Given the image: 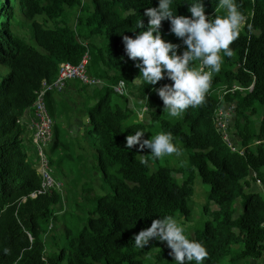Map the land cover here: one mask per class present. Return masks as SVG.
Listing matches in <instances>:
<instances>
[{
  "label": "trees",
  "instance_id": "trees-1",
  "mask_svg": "<svg viewBox=\"0 0 264 264\" xmlns=\"http://www.w3.org/2000/svg\"><path fill=\"white\" fill-rule=\"evenodd\" d=\"M16 1L29 22H22L20 27H27L30 40L40 50L13 33ZM85 1L0 0V66L8 69L0 80V264H60L63 260L67 264H141L144 254L158 243L154 239L138 249L132 236L150 227L154 219L167 215L175 218L176 214L188 218V201L193 195L189 181L177 184L170 168L150 171L149 163L140 164V155H149V149L140 152L139 145L125 148L126 136L138 130L146 134V128L153 125L159 132H170L173 141L190 152L189 164L209 186L208 200L219 207L217 222H205L201 231L189 237L205 246L208 257L203 264H221L239 244L240 249L229 259L231 263L262 259L264 264V0H236L251 31L245 27L231 45L234 54L224 57L220 72L213 75L206 102L189 108L181 118L164 113L163 102L154 91L170 85V80L165 78L155 86L133 83L139 70L126 56L122 43V36L135 38L139 33L135 28L138 21H143L146 30L144 10L158 7V0H87L90 6ZM193 2L172 0V10L190 18L188 5ZM202 2L210 19L225 14L217 11L219 0ZM73 9L81 14L76 16L74 27H69L65 24L66 11ZM45 22L53 23V28H44ZM160 34L166 42L182 45V54L185 46L170 33L169 21L162 22ZM83 43L90 55L88 74L104 85L91 88L71 81L62 93L46 95L47 111L54 122L53 142L47 154L51 167L73 160L63 123L74 122L73 113L81 125L85 118L84 130L96 137L98 148L94 163L72 181L76 185L86 174L81 198L88 201L95 191L102 195L93 198L84 227L68 238L67 246L45 256L44 236L49 223L59 216L56 207L61 203L63 188L35 199L29 197L39 189L40 178L27 153L32 149H26L23 143L27 130L23 119L27 112L32 115L34 93L41 82H53L61 62L75 65L80 61L86 51ZM122 79L127 95L120 96L112 87ZM68 93L81 95V106L75 104L78 95L70 103ZM113 95L120 102L113 101ZM132 100L134 113H129ZM226 105L233 108L234 118L228 129L230 139L237 141L235 151L227 146L215 123L218 110ZM144 108L148 116L145 123L138 119ZM59 149L62 154L57 153ZM113 173L118 175L114 181ZM249 180L259 181L263 191H246ZM236 198L242 199V212L233 219ZM4 249L9 250L7 255ZM169 252L167 249L157 257L175 264Z\"/></svg>",
  "mask_w": 264,
  "mask_h": 264
},
{
  "label": "clouds",
  "instance_id": "clouds-1",
  "mask_svg": "<svg viewBox=\"0 0 264 264\" xmlns=\"http://www.w3.org/2000/svg\"><path fill=\"white\" fill-rule=\"evenodd\" d=\"M219 10H223L225 14H215L210 19L205 14L202 0H194L188 5L191 14L189 18L174 14L172 0H158V7L144 10V16L148 18L146 30L141 20L135 25L136 30L140 29L135 38L122 36L125 54L129 60L136 62L135 67L139 70V76L133 83L142 81L155 86L165 78L172 82L170 85L154 88L163 102V112L171 118H181L189 108L200 107L206 102L213 75L220 72L224 57L230 58L234 54L231 45L245 27L251 31L252 26L246 25V18L239 10L236 0H219L217 11ZM166 20L170 22V33L185 46L182 54L179 51L182 45L166 42L160 34L162 22ZM119 85L124 86L125 80H120ZM23 120L27 127L25 117ZM144 136L145 133L138 130L125 137L126 149L139 145L140 152L150 150L149 155H140L141 165L146 166L149 159L159 160L181 154L170 132L161 131L150 139H144ZM51 144L47 147L46 154ZM255 183L260 184L259 181ZM154 239L166 243L170 249L169 256L175 264H203L208 257L205 246L201 242L190 240L185 228L172 215L154 219L150 227L132 236L138 249H144ZM8 252V249H4L6 255Z\"/></svg>",
  "mask_w": 264,
  "mask_h": 264
},
{
  "label": "rangeland",
  "instance_id": "rangeland-1",
  "mask_svg": "<svg viewBox=\"0 0 264 264\" xmlns=\"http://www.w3.org/2000/svg\"><path fill=\"white\" fill-rule=\"evenodd\" d=\"M85 4L90 6L89 1H85ZM76 9L66 11V21L69 27H74L76 24V16L80 15ZM35 20L43 22L41 17H35ZM19 22V25L17 24ZM29 24L28 19L23 15L22 7L18 1L15 2V19L11 21V28L14 34H20L23 36L25 41L35 46V44L30 40L27 27H20L21 23ZM54 24L51 22H45L44 28H53ZM37 50H40L35 46ZM8 74V69L6 67L0 66V80ZM65 94V93H63ZM78 95V93H76ZM85 94V93H82ZM60 95V94H59ZM75 104L78 103V107L83 103V98L78 95L75 98ZM113 101L120 102V99L113 95ZM136 100V98H134ZM123 106V105H122ZM124 107V106H123ZM131 111L129 113H134L133 111V100L129 102L128 106ZM226 109H230L233 121V108L228 105ZM144 111L139 112L138 119L144 123L148 120L147 113ZM137 113V111H136ZM26 116V115H25ZM85 118H82L83 124ZM130 121V120H129ZM75 122L64 121L63 126L66 130V138L69 144L68 153L74 157L73 160H65L61 166H52L53 176L57 178L58 181L63 182V189L61 191V203L56 207V212L59 216L49 223L48 233L45 234V256H50L54 253H58L61 248L67 246V241L70 236H74L80 232V230L85 225V220L87 217V210L94 204L93 198L95 196L102 195L101 193H93L91 199L81 198L82 190L81 184L86 180V174H82L84 178L74 185L73 179L79 176L89 165L94 163V158L96 156V150L98 148V142L95 136L87 134L82 126V130H72L71 127L74 126ZM78 129V128H77ZM159 133L158 127L156 125L149 126L146 128L145 138L150 139L151 136ZM177 147L180 149V155L166 156L162 159L149 162L150 171H155L160 167H168L172 170V177L177 184H182L184 181L188 180L193 188V195L188 201V206L191 209V213L188 218L180 217L178 214L175 217L177 222L185 228V233L189 237H193L197 231H201L203 225L207 221L217 222L216 214L219 211V207L213 201L208 200L209 186L202 183L196 169L191 166L188 162L189 151H185L181 148V145L177 141H173ZM229 144V143H228ZM62 150H58L57 153L62 154ZM30 154L29 152H27ZM69 169H74L73 172H69ZM94 174H96L94 172ZM98 176V175H96ZM118 178V175L113 173L112 180ZM99 178L96 179V185L99 189ZM250 181V186L246 191L261 192L263 191L261 184L255 183L253 180ZM61 182V183H62ZM94 189V186H93ZM241 198H236L232 204L233 219L237 218L242 212ZM66 213V214H65ZM65 214V215H64ZM155 241L158 246L154 250H150L144 254L141 259V264H174L172 261L163 257L158 259V255L164 253L168 248L166 243H161L159 240ZM241 245H234L232 247L231 254L221 261V264H262V259L258 261L246 260L231 263L229 259L232 256V252L238 251ZM60 264H67L66 260H63ZM102 264V263H96Z\"/></svg>",
  "mask_w": 264,
  "mask_h": 264
},
{
  "label": "built area",
  "instance_id": "built-area-1",
  "mask_svg": "<svg viewBox=\"0 0 264 264\" xmlns=\"http://www.w3.org/2000/svg\"><path fill=\"white\" fill-rule=\"evenodd\" d=\"M83 46L86 48V51L77 64L73 65L68 62H61L58 65L55 80L51 83L42 81L40 89L34 93L35 100L32 104V115L27 119V130L29 131L32 144V150L28 156L32 159L33 167L40 178V187L29 195L31 199H35L39 195L48 194L52 190H61L62 188V184L53 177V171L46 154V149L53 139L54 123L47 111L46 95L48 93H62L67 84L71 81H78L81 85L91 88L104 85L102 80L88 74L87 68L90 63V55L86 43H83ZM112 88L113 91L120 96L127 95L126 86H120L119 82ZM251 89L252 86L249 87L248 90L250 91ZM236 90L241 91L239 87H236ZM227 106L228 105L218 110L215 123L218 132L222 135L227 146L231 151H235L234 145L237 141L235 140V142H233V140L230 139L228 127L232 122V115L230 109H226ZM144 109L142 111L145 112Z\"/></svg>",
  "mask_w": 264,
  "mask_h": 264
},
{
  "label": "crops",
  "instance_id": "crops-1",
  "mask_svg": "<svg viewBox=\"0 0 264 264\" xmlns=\"http://www.w3.org/2000/svg\"><path fill=\"white\" fill-rule=\"evenodd\" d=\"M68 94L71 96V98L69 99L70 100V103H71L72 102L71 99H73L74 96H76V94L75 93L74 94L68 93ZM55 96H56V94H55ZM61 97L66 99L65 95H62ZM70 103L68 102L69 105H70ZM30 115H31V113L30 114H27L25 116V120H27L30 117ZM71 116H72V119L71 120L75 122L74 126L71 127V131L72 130H79V131L82 130L81 129L82 126H84L86 123H84L83 125H81V122H79V120L75 118L74 113ZM85 122H86V120H85ZM23 141H24L23 143H24V146H25L26 149H28L29 147H31V138H30V134H29V131L28 130H26L25 134L23 135Z\"/></svg>",
  "mask_w": 264,
  "mask_h": 264
}]
</instances>
